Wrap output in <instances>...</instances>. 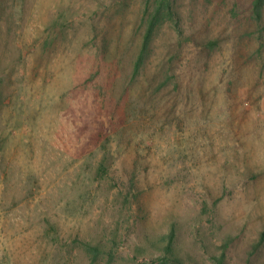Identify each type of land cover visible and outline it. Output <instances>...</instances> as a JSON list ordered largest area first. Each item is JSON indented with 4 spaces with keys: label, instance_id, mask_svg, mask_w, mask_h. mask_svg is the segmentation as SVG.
Instances as JSON below:
<instances>
[{
    "label": "rangeland",
    "instance_id": "rangeland-1",
    "mask_svg": "<svg viewBox=\"0 0 264 264\" xmlns=\"http://www.w3.org/2000/svg\"><path fill=\"white\" fill-rule=\"evenodd\" d=\"M252 3L0 0V264H264Z\"/></svg>",
    "mask_w": 264,
    "mask_h": 264
},
{
    "label": "trees",
    "instance_id": "trees-1",
    "mask_svg": "<svg viewBox=\"0 0 264 264\" xmlns=\"http://www.w3.org/2000/svg\"><path fill=\"white\" fill-rule=\"evenodd\" d=\"M252 6H253L252 11L255 14V16L257 17V19H261L264 15V0H253ZM150 36H151V34L149 33L147 40L150 38ZM147 40H146V43H147ZM216 44H218L217 40H211L212 46H214ZM139 64H140V61H139Z\"/></svg>",
    "mask_w": 264,
    "mask_h": 264
}]
</instances>
